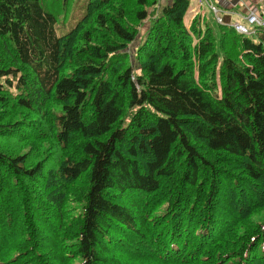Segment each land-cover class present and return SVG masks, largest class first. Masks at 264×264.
Returning a JSON list of instances; mask_svg holds the SVG:
<instances>
[{
	"label": "trees",
	"instance_id": "16d2710c",
	"mask_svg": "<svg viewBox=\"0 0 264 264\" xmlns=\"http://www.w3.org/2000/svg\"><path fill=\"white\" fill-rule=\"evenodd\" d=\"M160 2L0 0V264H264V25Z\"/></svg>",
	"mask_w": 264,
	"mask_h": 264
},
{
	"label": "rangeland",
	"instance_id": "374dc122",
	"mask_svg": "<svg viewBox=\"0 0 264 264\" xmlns=\"http://www.w3.org/2000/svg\"><path fill=\"white\" fill-rule=\"evenodd\" d=\"M167 1V0H166ZM165 0H161L160 6H163L168 4L169 2H166ZM169 1V0H168ZM193 3H197V0H192ZM247 2V6L252 8L254 6H257L258 11H263L264 13V3L263 0H260L259 4L255 5L254 0H245ZM165 2V3H164ZM216 2V1H215ZM89 0H41V5L44 7L45 10L48 12L54 14L57 18L56 23V34L58 36H64L68 34L72 29L77 25V23L84 17V15L87 13ZM218 7H223L222 4H217ZM203 12L206 13L209 18L213 20L214 26H218V22L216 20L215 14L209 9V7L203 3L202 5ZM239 10H241L243 16H247L246 7L244 4H240ZM223 16V14H221ZM245 16V17H246ZM244 17V18H245ZM264 20V15L262 16ZM228 21V17L225 18ZM237 22L246 25L249 28H252L247 21H245L240 16H237L235 19ZM149 23L146 22L142 28L140 37L137 38V40L133 43L131 47V51L133 53L132 59L135 60L136 58V49L142 45L144 42V34L146 30L149 28Z\"/></svg>",
	"mask_w": 264,
	"mask_h": 264
},
{
	"label": "crops",
	"instance_id": "0c3cea01",
	"mask_svg": "<svg viewBox=\"0 0 264 264\" xmlns=\"http://www.w3.org/2000/svg\"><path fill=\"white\" fill-rule=\"evenodd\" d=\"M169 1H171V0H169ZM197 1H198V4L197 3L194 4L193 1H192V7H191V9L189 11V14H188V17H187V19L189 21H192L200 13L204 14L203 9H202L203 2H201L200 0H197ZM166 2H168V0ZM213 2H214V4L217 3V4H222L223 5V7H219L221 9V11L223 12L222 13L223 17H224V19L226 17L229 18L228 21L225 19V24L239 23V22H237L235 20L237 18V16H240L241 18H243L245 20V18H246L245 16L246 15L243 16L242 15L243 12H241V10H239L240 4H244L245 5L247 15H248L249 12L256 13L259 16H263L264 15V13H262L263 11H258V9H257L258 7L257 6H254L252 8L248 7L246 5L247 2L245 0H213ZM259 2H260V0H254V4L255 5L259 4Z\"/></svg>",
	"mask_w": 264,
	"mask_h": 264
},
{
	"label": "built area",
	"instance_id": "2783aa9c",
	"mask_svg": "<svg viewBox=\"0 0 264 264\" xmlns=\"http://www.w3.org/2000/svg\"><path fill=\"white\" fill-rule=\"evenodd\" d=\"M201 2L205 3L209 9L215 14L216 20L219 24L221 25H226L225 24V19L221 15L223 12L219 7H217L216 4H214L213 0H200ZM245 20L253 27L256 26H262L264 25V21L262 16H259L256 13L249 12L248 15L246 16ZM230 25L239 33L243 35H252L255 33L254 28H249L244 24L241 23H230Z\"/></svg>",
	"mask_w": 264,
	"mask_h": 264
},
{
	"label": "clouds",
	"instance_id": "9594fccd",
	"mask_svg": "<svg viewBox=\"0 0 264 264\" xmlns=\"http://www.w3.org/2000/svg\"><path fill=\"white\" fill-rule=\"evenodd\" d=\"M218 7V6H217ZM264 21V20H263Z\"/></svg>",
	"mask_w": 264,
	"mask_h": 264
}]
</instances>
